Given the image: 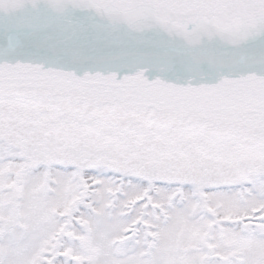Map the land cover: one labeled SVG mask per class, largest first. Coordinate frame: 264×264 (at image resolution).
Returning <instances> with one entry per match:
<instances>
[{
  "label": "snow or ice",
  "instance_id": "snow-or-ice-1",
  "mask_svg": "<svg viewBox=\"0 0 264 264\" xmlns=\"http://www.w3.org/2000/svg\"><path fill=\"white\" fill-rule=\"evenodd\" d=\"M0 264H264V0H0Z\"/></svg>",
  "mask_w": 264,
  "mask_h": 264
}]
</instances>
